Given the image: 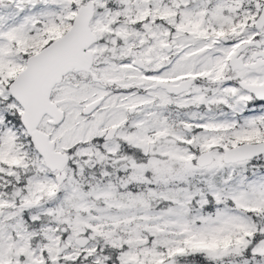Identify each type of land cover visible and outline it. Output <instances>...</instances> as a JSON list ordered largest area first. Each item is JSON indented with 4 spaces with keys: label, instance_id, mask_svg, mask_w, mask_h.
I'll return each instance as SVG.
<instances>
[{
    "label": "snow or ice",
    "instance_id": "snow-or-ice-1",
    "mask_svg": "<svg viewBox=\"0 0 264 264\" xmlns=\"http://www.w3.org/2000/svg\"><path fill=\"white\" fill-rule=\"evenodd\" d=\"M0 264H264V0H0Z\"/></svg>",
    "mask_w": 264,
    "mask_h": 264
}]
</instances>
